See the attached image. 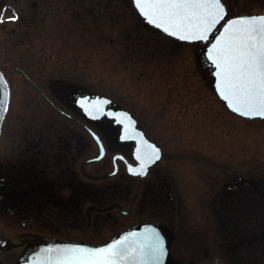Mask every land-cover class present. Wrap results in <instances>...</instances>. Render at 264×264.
Wrapping results in <instances>:
<instances>
[{
	"label": "rangeland",
	"instance_id": "1",
	"mask_svg": "<svg viewBox=\"0 0 264 264\" xmlns=\"http://www.w3.org/2000/svg\"><path fill=\"white\" fill-rule=\"evenodd\" d=\"M245 1L242 9L254 1L262 3ZM130 8L127 0H0V66L14 85L11 122L17 117L22 124L35 120L45 126L55 120L62 130L58 142L66 139L60 138L63 133L73 135L68 130L72 127L81 131L76 120L52 112L22 82L16 67L48 95L56 91L57 105L75 119L78 115L66 98L68 88L110 97L162 148L159 168L165 182L155 190L162 197L147 187L149 182L132 178L117 188L125 177L122 168L109 175L110 156L117 149H108L99 162H86L97 153L91 141L88 154L73 161L72 182L73 208L87 195L88 217L67 224L62 232L80 235L81 227L91 226L90 215L102 219L107 213L111 225L118 221L123 227L149 218L144 214L152 205L172 216L166 218L175 226L172 250L185 264H227L214 247L219 202L230 194L227 186L264 178V120L244 119L226 110L212 90L201 50L136 30ZM107 188L110 192L103 196L112 198L113 205L96 209L104 198L91 197L90 192ZM166 192L173 196L167 200L168 209L156 203Z\"/></svg>",
	"mask_w": 264,
	"mask_h": 264
},
{
	"label": "flooded vegetation",
	"instance_id": "2",
	"mask_svg": "<svg viewBox=\"0 0 264 264\" xmlns=\"http://www.w3.org/2000/svg\"><path fill=\"white\" fill-rule=\"evenodd\" d=\"M127 1L130 2L134 25H137L136 30L140 29L141 32H152L161 35L173 44H186L163 35L157 29L145 23L136 12L132 0ZM241 1L246 2L245 0H222L227 12L225 18L247 14H264V0H261L262 3L258 2V4H255L256 1L251 2L253 5L249 3L245 5L248 8L243 9L240 6ZM192 45H195L196 49L201 50L202 53L204 48L202 43L196 42ZM22 82L33 88L45 100L51 111L59 112L68 120H76L81 126V131L79 127H72L68 130L73 132V135L69 136L67 133H63L60 138L66 139L64 142H58V134L62 130L56 127L55 120L49 122L50 125L52 124L51 126L47 124L42 126L35 120L22 124L21 119L18 120L17 117H13L11 122L10 106L14 85L9 80L10 102L0 132V264H17L26 245L34 241L55 239L58 237L59 229H66L67 224H72L75 209L73 208V161L75 158L84 157L85 154H88L91 141L94 143L96 150L98 149L90 131L99 137L104 147L105 156L108 149L113 147L117 151L112 153L110 158L115 154L121 155L122 158L116 159L117 173L122 168V174L125 177L129 176L137 182H149L147 187L153 189L155 194H160L162 197V193L155 190L156 187H160L159 183L162 182L163 175L159 164L163 157V150L139 125L138 121L137 127L144 132L149 140L160 147L161 157L159 161L148 168L144 176H130L125 172L124 161L132 165L137 163L133 155L135 142L120 141L119 125L113 124V121L105 116L97 120H90L83 115L75 103L82 94L98 93L74 88L67 89L66 98L68 101L70 100L71 105L69 109L78 115V118L75 119L69 112L57 105L56 91L52 90V95H48L42 89L40 83L31 77H24ZM65 107L67 108V105ZM109 107L113 109L120 108L115 102ZM74 140L75 144H73ZM59 143L62 144L60 146L62 148L59 147ZM90 158L88 157L85 161L89 162ZM164 182L165 180L162 183ZM84 191L87 192L86 189ZM166 193L167 195L164 198H160L156 202L158 207L164 206L165 209H168L167 200L172 199L173 196L171 193ZM85 197V201L82 199L81 208L83 217H88L87 195ZM150 204L151 202L148 205ZM78 206L79 203H77ZM151 207L152 205L149 206L147 215L153 221L159 219L162 221L167 236H169L171 250L174 242L173 231L175 226L167 224L166 218L170 219L172 216L168 212L163 214L160 208ZM172 259L174 261V258Z\"/></svg>",
	"mask_w": 264,
	"mask_h": 264
},
{
	"label": "snow or ice",
	"instance_id": "3",
	"mask_svg": "<svg viewBox=\"0 0 264 264\" xmlns=\"http://www.w3.org/2000/svg\"><path fill=\"white\" fill-rule=\"evenodd\" d=\"M135 3L149 23L181 40H208L209 33L225 16L222 0H135ZM209 58L219 69L220 95L232 110L246 117H264V17L229 22L224 35L213 44ZM141 159L140 168L130 169L134 175L147 173L146 165L160 159L159 149L153 147L150 155ZM153 237L149 252L139 257L134 250L127 251L124 241H120L94 251L67 249L70 255L64 264H123L135 259L144 264H163L167 255L165 241L159 233H153Z\"/></svg>",
	"mask_w": 264,
	"mask_h": 264
},
{
	"label": "water",
	"instance_id": "4",
	"mask_svg": "<svg viewBox=\"0 0 264 264\" xmlns=\"http://www.w3.org/2000/svg\"><path fill=\"white\" fill-rule=\"evenodd\" d=\"M250 17H264V15L239 16V17L228 19L221 26L218 33L214 35V37L212 38L210 43L207 45L204 51V57L208 61L209 66L212 68L211 70V75L213 77L212 85H213V89L215 93L225 103L226 107L231 112L239 116H242V115H240L238 112L233 111L232 108L229 106V102L220 95V90H219L220 79H219V76L217 75V72L219 71V69L216 68L212 60L209 58V53L211 51L213 44H215L216 40L220 39L221 36L224 35V28L227 26L229 22L238 20L240 18H250ZM172 37L179 39L178 36H172ZM182 41L192 42L196 40H191V41L182 40ZM202 41H205V40H202ZM8 102H9V87H8V83L5 78V75L0 69V131H1V126L3 123L5 113L7 111ZM76 103L77 105L81 107L82 111L90 119H93V120L98 119L102 117L103 114H106L109 118H114V123L120 124L122 126L119 139L122 141L124 140L135 141L136 149L139 152V154H144L147 152V150L151 151V149L153 148V145L145 139L142 132L135 128V121L130 117L129 113L123 110H116L115 112L112 110L104 111L105 106L110 103L109 99L100 97L97 95H94L91 97L89 95H84L82 97H79ZM242 117L249 118V119H254V118L264 119V117H259V116L257 117L242 116ZM95 138L99 144L100 149H99V155L96 158H94V160H99L103 155V148H102L101 143L98 141L97 137ZM136 157L139 162L138 165L136 166L127 165V172L131 175H134V174L132 171H130V169L140 168L141 163H142L141 157L146 158V155L136 156ZM114 160H115V157H114ZM152 164L153 163L147 164L146 165L147 168ZM115 169L116 167L114 168V172H115ZM153 233H159V235L164 239L165 247L167 249V255L163 257V264L170 263L171 258L169 256V249H168V246H169L168 237L169 236H167V232L165 231V228L161 226L159 223L154 222V221H140L133 225H130L129 227L125 229L118 231L112 237H110L106 241L101 242L99 244H88V243L78 242V241H61V240H53L48 243L34 241L32 242L34 246L28 247L26 249V252L24 253L25 256L19 261V264H64L66 258L69 257L70 255V253L66 251L67 249L77 248V249H84L86 251H94V250H99V249L111 246L112 244H117L120 241H124L123 247L127 251L132 252L134 250V255L139 257L140 255L147 254L149 252L151 245L154 243ZM123 264H144V262L140 261L139 259H135V260L125 261L123 262Z\"/></svg>",
	"mask_w": 264,
	"mask_h": 264
},
{
	"label": "trees",
	"instance_id": "5",
	"mask_svg": "<svg viewBox=\"0 0 264 264\" xmlns=\"http://www.w3.org/2000/svg\"><path fill=\"white\" fill-rule=\"evenodd\" d=\"M128 179L130 178L124 177V182L117 188L125 187L129 182ZM108 189L105 191L102 189L100 192L91 191V197L97 198V196H103V193L107 196L110 192ZM227 189L230 194L220 199L218 212L216 210L218 223L214 247L218 257L227 264H264V178L248 180L240 186L237 184L227 186ZM121 191H126V188ZM103 198L97 201L96 209L106 207L109 203L113 205L112 198L107 197V199L104 196ZM81 200L79 206L74 207L73 223L83 218ZM98 211L96 210V213ZM106 215L102 219H99L97 215H90L91 226L81 227L80 230L84 240H100L104 237L102 235L107 236L114 232L117 222L115 220L114 226L111 225L112 220ZM103 224L108 227L102 229ZM101 230L103 233L99 234ZM58 235L70 234L59 229Z\"/></svg>",
	"mask_w": 264,
	"mask_h": 264
}]
</instances>
